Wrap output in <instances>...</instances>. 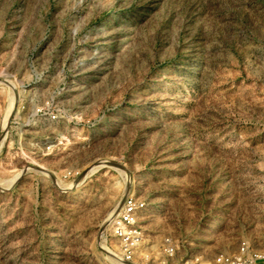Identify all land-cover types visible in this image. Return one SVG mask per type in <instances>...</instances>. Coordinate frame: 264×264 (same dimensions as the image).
I'll use <instances>...</instances> for the list:
<instances>
[{"label":"rangeland","instance_id":"obj_1","mask_svg":"<svg viewBox=\"0 0 264 264\" xmlns=\"http://www.w3.org/2000/svg\"><path fill=\"white\" fill-rule=\"evenodd\" d=\"M2 137L0 264H127L129 195L137 264L262 243L264 0H0Z\"/></svg>","mask_w":264,"mask_h":264},{"label":"built area","instance_id":"obj_2","mask_svg":"<svg viewBox=\"0 0 264 264\" xmlns=\"http://www.w3.org/2000/svg\"><path fill=\"white\" fill-rule=\"evenodd\" d=\"M147 210L144 200L133 195L127 196L121 205L111 234L117 243V252L122 262L137 264L141 260L140 248L145 242L142 217ZM160 258L145 259L150 264H264V241L260 244L244 239L236 252L220 253L212 260L203 259L192 253L180 255V245L171 237L163 239Z\"/></svg>","mask_w":264,"mask_h":264},{"label":"bare ground","instance_id":"obj_3","mask_svg":"<svg viewBox=\"0 0 264 264\" xmlns=\"http://www.w3.org/2000/svg\"><path fill=\"white\" fill-rule=\"evenodd\" d=\"M2 138H3V137H2ZM4 139H5V138H3V140L0 142V150H1L2 146H3V144H4ZM139 179H140V178H139ZM139 181H140V180L137 179V182H139Z\"/></svg>","mask_w":264,"mask_h":264}]
</instances>
